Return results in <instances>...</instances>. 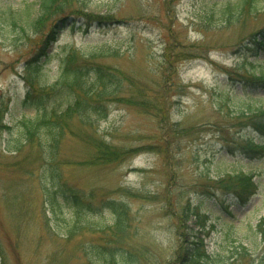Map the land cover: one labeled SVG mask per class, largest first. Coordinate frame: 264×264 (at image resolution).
<instances>
[{"label": "rangeland", "instance_id": "374dc122", "mask_svg": "<svg viewBox=\"0 0 264 264\" xmlns=\"http://www.w3.org/2000/svg\"><path fill=\"white\" fill-rule=\"evenodd\" d=\"M238 1L70 0L42 55L23 27L38 0H0V264H105L113 245L127 255L115 264H185L191 242L210 260L201 264H264V149H246L264 148L250 123L264 119L254 117L264 83L246 81L264 74V47L249 43L264 29V0L224 13ZM101 17L119 23L87 22ZM72 48L78 61L104 52L89 61L120 74L99 98L105 117L72 115L54 147H40L38 132L6 149L23 113L34 114L21 100L50 90ZM35 57L40 67L27 68ZM102 144L118 157L103 161ZM52 169L84 212L46 195ZM236 176L253 184L244 199L224 187ZM106 200L123 209L119 229Z\"/></svg>", "mask_w": 264, "mask_h": 264}, {"label": "trees", "instance_id": "16d2710c", "mask_svg": "<svg viewBox=\"0 0 264 264\" xmlns=\"http://www.w3.org/2000/svg\"><path fill=\"white\" fill-rule=\"evenodd\" d=\"M69 1L70 0H38L37 3L39 6L36 17L25 22L26 25L23 27H27L30 32L38 34L36 49L42 52V55H45V49L49 43L48 41H50V39V42L55 41L54 33L57 28V23L68 18L67 15L56 18V15L62 13V8ZM248 1L251 3L249 10L253 9V11L256 12V8L253 6L254 0H239L234 6L227 5L224 13L229 12V14H232L234 11V13L239 16L243 11L244 3ZM7 12L9 13L10 9H8L5 13ZM2 13H4V11H2ZM87 22H96L99 25H110L113 23H119V20L116 21L115 19L109 17H101L94 20L89 19ZM21 31L24 34L23 29H21ZM249 43L252 45L255 44L260 48L264 47V29L260 30L256 36L251 37L249 39ZM75 51L76 50L73 48L71 51H69V49L63 51L62 58L59 60V74L55 78V82L50 86L51 88L49 91L34 95L28 93L21 101V108L23 110L33 111L34 114L32 116H28L23 113L18 125H15L14 127L15 130L9 131L10 134H13L14 132L17 135L12 136L13 139L7 141L6 149L11 148V150H17L23 141L32 142L34 139H37L36 136L38 132L39 139L37 141L40 144V147L43 148V146H47L43 144L44 142H46L49 147H54L58 142L61 132L60 129L63 128V121L69 120L72 115L78 114L80 116V120L84 122L91 121L90 114L97 115L101 118L105 117L106 108L102 102L99 101V98L113 93L115 86L119 85L118 77L120 74H116L113 70H109L102 65L89 61L95 54H104V52L99 50L94 51L93 55L84 54L83 57H85V59L78 61V53ZM38 56L41 57L40 54H37V57ZM38 61L39 59H36L35 57L32 62H30V66L27 68H39L40 63ZM247 79L249 80H245L249 84H261L264 83V74ZM65 101L68 104H71L65 108L66 110L64 112H59V109L61 108L60 105L62 106ZM257 114V116L254 114L255 119L258 117L264 118V111ZM242 116L245 115L242 114ZM250 123L264 134V119L262 122L254 120ZM246 142V149L250 151L258 153L264 149L263 146L254 144L252 140H247ZM97 147L100 149L99 156L103 161H112L118 157V154L113 152L111 148L105 146L104 144ZM44 173L47 172H43V174ZM47 174H44L42 178L46 195L49 198L54 199L55 195L58 194L65 202L68 201V198L72 197L74 209L79 212H84L82 210L86 209L85 207L88 203H85L75 190L59 181V173L57 169H52L49 173V182L52 184L51 189L46 186ZM236 179L237 180L234 183L230 182L224 187L226 188L230 186L235 188L234 191L236 192L237 190V192H239V196L243 198L242 194L250 192L253 184L248 176H236ZM103 206L108 208L112 211V214L117 216L116 227L119 229L123 222V209L118 203L111 200L103 202ZM193 215L197 217L196 212H194ZM67 233L70 234L71 231H68ZM121 250L122 247H116L113 245L108 253L109 258L107 257L108 260L105 264H108L109 262L111 264L114 262L115 264L117 259L114 261L112 258H118L120 254H122L121 259L123 260L124 256L126 257L127 255H123ZM185 251L187 254V259L184 261L185 264H201L203 262L210 261L206 259L208 256L200 243L196 244L195 242H191V244L185 248ZM1 257L3 258L2 254H0V262Z\"/></svg>", "mask_w": 264, "mask_h": 264}]
</instances>
